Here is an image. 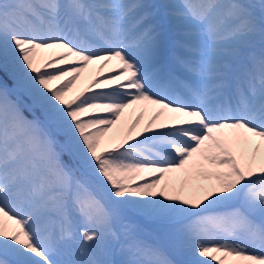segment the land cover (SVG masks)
Listing matches in <instances>:
<instances>
[{"label": "snow or ice", "instance_id": "snow-or-ice-1", "mask_svg": "<svg viewBox=\"0 0 264 264\" xmlns=\"http://www.w3.org/2000/svg\"><path fill=\"white\" fill-rule=\"evenodd\" d=\"M0 67V264H264V0H0Z\"/></svg>", "mask_w": 264, "mask_h": 264}, {"label": "bare ground", "instance_id": "bare-ground-1", "mask_svg": "<svg viewBox=\"0 0 264 264\" xmlns=\"http://www.w3.org/2000/svg\"><path fill=\"white\" fill-rule=\"evenodd\" d=\"M162 64L165 67H171L172 64V60H171V49H169L163 56L162 58ZM9 71H11V69H7L6 72L8 73ZM113 71L112 68L109 69H105L103 72L99 71L98 66H93L92 68L89 69V71L87 73H85V79L86 80H90L92 78H101L105 75L110 74ZM9 88L12 90V92L15 93L16 96H20V93L14 89L13 86H9ZM135 115H139V112H136L132 117H130L129 119H134ZM150 115V114H149ZM28 117V116H27ZM29 119H31L32 117H28ZM148 116L145 117V122L147 121ZM150 221V220H149ZM126 224H129L132 226V228L135 230V233L143 240H147L146 235L148 234V227L146 225H143L137 221H133L131 219H125L124 221ZM152 222V221H150ZM118 257V260L122 259V257L119 254H116ZM114 259V257H113Z\"/></svg>", "mask_w": 264, "mask_h": 264}, {"label": "rangeland", "instance_id": "rangeland-1", "mask_svg": "<svg viewBox=\"0 0 264 264\" xmlns=\"http://www.w3.org/2000/svg\"><path fill=\"white\" fill-rule=\"evenodd\" d=\"M150 2H158V0H151ZM7 69L0 67V79H3L5 83H9L13 86V81H12V77H11V71H9L8 73L6 72ZM14 87V86H13ZM14 98L16 97L13 94ZM25 113L29 116V117H33V112L29 111L28 108H25ZM36 114L38 115V113L36 112ZM68 158L65 157V161L68 162ZM125 219H131L133 221H138L143 223L144 225L148 226L149 229H147L148 234L146 235L147 240L149 241V243H155L158 240V237L160 235L159 230L157 229V225L154 223H150L148 221L147 218L140 216L134 212H128L126 214ZM114 259L118 260L117 255L114 256Z\"/></svg>", "mask_w": 264, "mask_h": 264}]
</instances>
